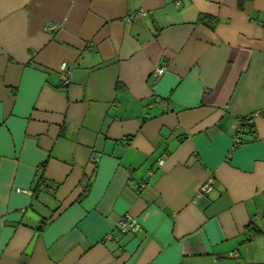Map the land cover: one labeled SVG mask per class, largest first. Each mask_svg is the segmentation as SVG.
Instances as JSON below:
<instances>
[{"label":"crops","instance_id":"obj_1","mask_svg":"<svg viewBox=\"0 0 264 264\" xmlns=\"http://www.w3.org/2000/svg\"><path fill=\"white\" fill-rule=\"evenodd\" d=\"M0 264H264V0H0Z\"/></svg>","mask_w":264,"mask_h":264},{"label":"built area","instance_id":"obj_2","mask_svg":"<svg viewBox=\"0 0 264 264\" xmlns=\"http://www.w3.org/2000/svg\"><path fill=\"white\" fill-rule=\"evenodd\" d=\"M57 29H58L57 26L53 27V30H57ZM62 71H63L62 72V82L64 84H68L70 72H69V66L67 63L62 64ZM166 71H167V68L165 66H161L154 72V77L158 80L166 73ZM260 114L261 113H257L251 117L239 119L235 127V134L233 136L234 148L242 144L243 142L242 137L244 135H248L251 133V127H250L251 120ZM159 164L162 165L163 161L160 160ZM212 184H213L212 180L204 184L200 189V194L210 192L212 189ZM117 228L123 233H130L134 235L141 230V226L139 225V223L130 220L128 217H124L123 219H121L117 225Z\"/></svg>","mask_w":264,"mask_h":264},{"label":"trees","instance_id":"obj_3","mask_svg":"<svg viewBox=\"0 0 264 264\" xmlns=\"http://www.w3.org/2000/svg\"><path fill=\"white\" fill-rule=\"evenodd\" d=\"M198 23L204 24V25H208V27H210L211 29H214L215 24H216V20L213 17H210L208 15H201L198 20ZM257 236V234L255 235Z\"/></svg>","mask_w":264,"mask_h":264}]
</instances>
